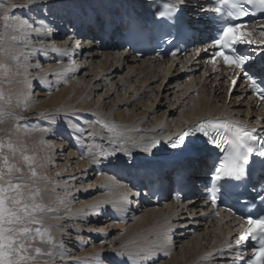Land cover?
<instances>
[{
  "label": "bare ground",
  "instance_id": "obj_1",
  "mask_svg": "<svg viewBox=\"0 0 264 264\" xmlns=\"http://www.w3.org/2000/svg\"><path fill=\"white\" fill-rule=\"evenodd\" d=\"M146 1L48 0L54 7L46 13L36 6L32 11L12 9L33 27L40 28L45 15L46 27L58 26L52 36L37 35L31 28L21 30L14 23L9 27L6 49L17 62L9 66L15 72L16 94L12 105L0 108V123L21 126L40 121L48 129L38 148L50 176L38 184L44 186L52 214L50 233L58 254L53 264L73 261V248L66 249L62 242L69 234L67 227L74 230L69 238L78 243L82 264L238 263L239 253L227 245L241 229L239 221L210 210L195 192L208 167L205 156L195 165L189 157L154 164L133 142L155 140L153 154L163 152L165 141L209 119L263 128L264 106L240 82L230 93L229 70L217 74L219 67L206 62L203 46L169 61L131 56L127 47L120 48L122 11L128 7L142 11ZM5 3L24 4L25 0ZM185 6L191 14L200 10L194 0H186ZM66 29L69 33L62 38ZM74 124L82 134L79 140L69 131ZM56 132L62 136L58 141ZM16 133L18 138L27 134L22 126ZM121 143L140 157L135 167L119 170L104 159ZM179 164L191 178L192 195L176 203L170 198L174 171L170 166ZM153 174L164 179V200L154 199L144 187L153 182ZM132 185L142 195L129 194L125 203L124 186ZM98 201L106 202L103 210L90 207Z\"/></svg>",
  "mask_w": 264,
  "mask_h": 264
},
{
  "label": "snow or ice",
  "instance_id": "obj_2",
  "mask_svg": "<svg viewBox=\"0 0 264 264\" xmlns=\"http://www.w3.org/2000/svg\"><path fill=\"white\" fill-rule=\"evenodd\" d=\"M216 2L218 6L215 7L214 11L219 14L222 22L239 20L241 17L248 16L249 11L244 7L245 4L258 6L264 11V0H216ZM185 3L186 0H171V2L166 3L162 10H158L154 14L157 22L166 24L179 21L182 6ZM33 6L38 7L42 13L49 12L54 7L48 3V0H25L24 4H6L5 0H0V19L7 23H14L21 30L31 28V31L37 35L52 36L58 26L52 24L46 27V15L40 22V28H37L33 27L28 19L16 17L12 13V9L21 7H27L29 11H32ZM223 6H227V12L222 11ZM200 10L206 11L207 9L201 5ZM246 27L244 23H224L223 27L218 29V35L211 40V46L216 51L210 62L215 69V58H220L223 65L234 69V73L242 77V80L248 81L251 87L258 92L260 98L264 100V88H261V84L257 82L258 77L264 78V69L257 71L255 65L250 62V55L239 51L236 47L240 44L250 45L254 43V40L251 39L253 32L245 31ZM41 28H44L43 32H41ZM260 36L264 38V29L260 31ZM166 42L171 43V41ZM260 43L264 44V39H261ZM40 51H46V48H42ZM53 51H59L66 55L68 49L53 48ZM231 83L235 85L236 79H231ZM262 83H264V79H262ZM0 99H3V93H0ZM104 127L108 128L109 131L113 130V126L109 124H105ZM69 131L77 140L80 139L82 134L78 125L74 124ZM89 135L94 136L95 133L90 132ZM157 143L155 140L143 144L133 142V146H138L141 153L151 156ZM164 146L172 149L173 154H176L175 150H179V154L189 157L194 165L201 162V154L207 152L208 146L222 150L223 155L217 159L213 170V176L217 181L252 184V191L255 192L258 189L253 180L256 178L257 172L260 179L264 180V134H261L257 128H250L237 120L209 119L201 121L198 125L180 133L175 139L165 141ZM4 147L5 145L0 143V149ZM7 147L11 149L12 145L9 144ZM24 159L29 162L31 167L33 158L25 156ZM104 159L107 160L109 166L123 170L135 167L134 161L140 157L134 156L132 151L121 143ZM0 160L3 161L8 174L6 179L5 171L0 169V264H28L29 261L36 259V256L29 254V250L32 247L30 242L35 241L37 236L47 245H55V239L49 228L30 227V225H43L42 215L45 214L47 206L38 202L41 199L39 188L33 189L29 185L12 182L10 174L14 170L20 171L19 168L9 165L7 157L3 155H0ZM99 162V160L93 159V163ZM31 175L32 177L37 175L34 168L31 169ZM124 187L125 203L128 202L129 194L132 196L142 195L140 191H134L135 185H132L131 188ZM144 187H148V185H144ZM258 192L261 202L264 203V187H260ZM227 195L229 193L224 184L213 183L205 189V198L210 200L213 206H217L221 202V198ZM177 196L179 197V193ZM105 203V201H98L90 207L93 209L101 208ZM101 210L103 209L101 208ZM228 210L232 211L231 208ZM242 219L246 220L247 228H241L238 238L235 240L236 248H240L250 237L258 240L259 248L255 249V258L249 260L247 264H264V214L253 218V214L249 213ZM32 250L37 255L51 256L50 251L41 253L40 247H34Z\"/></svg>",
  "mask_w": 264,
  "mask_h": 264
},
{
  "label": "rangeland",
  "instance_id": "obj_3",
  "mask_svg": "<svg viewBox=\"0 0 264 264\" xmlns=\"http://www.w3.org/2000/svg\"><path fill=\"white\" fill-rule=\"evenodd\" d=\"M14 15L17 17L14 13ZM12 25V23H7L0 19V93H3V99H0V108L2 105H12L13 99L15 98L14 95L16 94V87L14 83V77H15V72L13 73V70L9 67L10 64H16L17 62L16 59L10 58L13 54L10 50L6 49L7 44L11 40V34L9 27ZM69 31H65L64 35H62V38H64ZM133 56V54H130ZM36 86H34L31 89V93L34 92ZM15 93V94H14ZM36 98V97H34ZM97 97H95L96 99ZM43 99L39 97V100ZM21 126L26 129L27 134L22 135V136H17L16 130ZM21 126L16 123H10V122H5V123H0V143H3L5 147L3 149H0V155H3L7 157L8 164L9 165H14L16 168H19L20 171H13L10 175L12 177V182L13 183H21V184H26L29 185L31 188H39L41 190V199L38 202H41L45 204L46 206V212L45 214L42 215L43 219V225H30V227L35 228V227H47L51 229L49 220L50 217H52V214H50L49 204L46 201V196H43V189L44 186H41L38 184L40 182V179L42 177H48L50 176L49 173H47L44 169V164L42 162V154L39 151V145L42 143L41 142V137L42 133L46 130V124L42 123L40 121H27L23 122ZM55 136V141H58V138L62 137L59 135V133H53ZM41 142V143H40ZM11 144L12 148H8L7 145ZM32 157V163L31 167L29 165V162L25 161L24 157ZM34 168L37 175L36 177H32L31 175V169ZM0 169H3L6 173V179L8 178L7 170L6 167L3 163L2 160H0ZM25 191H28V189H25ZM66 231L69 233L68 235L64 236V240L62 242H65L64 244L66 245V249L70 247L73 248V252L71 254L72 260L70 263L71 264H82L79 262V252L77 249V244L74 243V239H70L69 237L74 234V230H72V227H67ZM52 235V234H51ZM53 236V235H52ZM46 240V237H45ZM32 247L29 250V254L36 256L35 260L29 261L28 264H53L55 260H57V253L55 252V245L54 246H49L47 243L42 242L40 237L37 236L35 241L30 242ZM72 243H74L73 246ZM56 244V243H55ZM34 247H40L41 248V253H46V252H51V256L48 255H37L32 248ZM75 259V260H74ZM75 261V262H74Z\"/></svg>",
  "mask_w": 264,
  "mask_h": 264
}]
</instances>
